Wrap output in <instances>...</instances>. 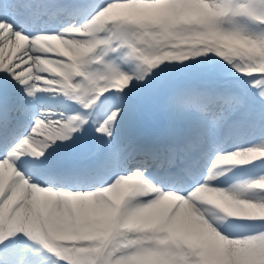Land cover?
Listing matches in <instances>:
<instances>
[{"label": "snow or ice", "instance_id": "obj_1", "mask_svg": "<svg viewBox=\"0 0 264 264\" xmlns=\"http://www.w3.org/2000/svg\"><path fill=\"white\" fill-rule=\"evenodd\" d=\"M0 264H264V0H0Z\"/></svg>", "mask_w": 264, "mask_h": 264}, {"label": "bare ground", "instance_id": "obj_2", "mask_svg": "<svg viewBox=\"0 0 264 264\" xmlns=\"http://www.w3.org/2000/svg\"><path fill=\"white\" fill-rule=\"evenodd\" d=\"M17 54H18V52H17ZM238 139L239 138H237V140H236V142H238V143H247V142H249V140L245 141V142H241ZM256 173L257 172H255V170L252 168V166H247V167H244V168H238V169L233 170L232 172H230L228 174V177L224 178V179L226 180V184H227V183H232L233 180H235V179L254 178V177H256L258 175ZM248 195L254 197L256 195V193L255 192H250V193H248Z\"/></svg>", "mask_w": 264, "mask_h": 264}, {"label": "rangeland", "instance_id": "obj_3", "mask_svg": "<svg viewBox=\"0 0 264 264\" xmlns=\"http://www.w3.org/2000/svg\"><path fill=\"white\" fill-rule=\"evenodd\" d=\"M250 28H256V25L254 24H249L248 25ZM6 45H7V41H5ZM15 39H12V45L14 46L15 45ZM6 54H11L10 53V50L8 48H6ZM53 104H56V99H53L52 101ZM241 142H245V141H248L249 140V137H238ZM252 168L255 170V172H257V170L252 166ZM258 174V173H256Z\"/></svg>", "mask_w": 264, "mask_h": 264}]
</instances>
